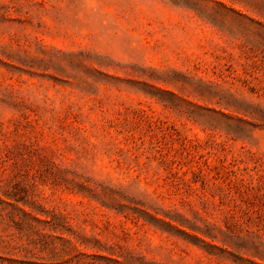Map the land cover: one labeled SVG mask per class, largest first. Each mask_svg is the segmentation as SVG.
<instances>
[{
	"label": "rangeland",
	"instance_id": "obj_1",
	"mask_svg": "<svg viewBox=\"0 0 264 264\" xmlns=\"http://www.w3.org/2000/svg\"><path fill=\"white\" fill-rule=\"evenodd\" d=\"M0 264H264V0H0Z\"/></svg>",
	"mask_w": 264,
	"mask_h": 264
}]
</instances>
